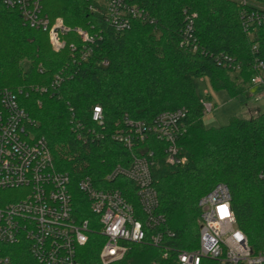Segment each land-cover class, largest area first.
<instances>
[{
    "label": "trees",
    "instance_id": "trees-1",
    "mask_svg": "<svg viewBox=\"0 0 264 264\" xmlns=\"http://www.w3.org/2000/svg\"><path fill=\"white\" fill-rule=\"evenodd\" d=\"M264 9V0H255ZM156 20L133 22L125 33L115 32L101 13L91 12L95 0H44L45 12L62 18L71 28H82L103 39L89 60L74 63L68 46L52 51L47 34L24 25L18 11L0 0V91L21 92L19 101L37 123L35 130L48 142L58 171L67 173L79 215L92 218L83 208L78 183L90 176L99 183L118 165L127 167L131 154L108 136L103 141L77 139L72 121L92 127L91 115L103 109L111 132L125 115L151 122L162 112L188 110L187 132L180 139L184 165L166 162L164 144L150 141L154 150L152 176L159 213L166 228L175 234V246L194 250L198 246L200 211L198 201L218 184L232 196V211L238 228L255 253H264V186L258 175L264 171V113L257 118H234L227 126L206 128L202 101L195 93V79L208 77L216 91L231 97L246 95L252 88L256 61L264 63V24L251 37L243 32L236 0H135ZM184 10L196 12L197 53L181 47ZM264 13V12H263ZM81 49L76 36L68 37ZM255 48V49H254ZM226 56L240 70L216 61ZM104 61L108 62L103 66ZM62 83L56 92V77ZM42 89L48 90L42 92ZM210 99L209 93L204 100ZM120 190L140 211L132 183L118 180L110 186ZM98 228L79 248L80 264H102L105 245ZM0 252L12 264H38L22 244L2 246ZM114 264H174L163 251L146 245H131L125 258Z\"/></svg>",
    "mask_w": 264,
    "mask_h": 264
},
{
    "label": "built area",
    "instance_id": "built-area-1",
    "mask_svg": "<svg viewBox=\"0 0 264 264\" xmlns=\"http://www.w3.org/2000/svg\"><path fill=\"white\" fill-rule=\"evenodd\" d=\"M1 1L19 12L24 25L47 34L53 52L60 53L69 44L74 63L89 60L94 47L103 39L101 33L92 35L82 28L68 27L62 18H52L45 12L44 0ZM95 1L90 11L99 10L104 22L117 33L130 30L133 22L156 23L135 0ZM236 2L243 32L251 37L264 24V9L255 0ZM183 17L181 47L197 53L198 14L184 10ZM70 36L80 40L81 49L68 41ZM216 61L240 70L229 57H217ZM102 65L107 66L108 62ZM254 70L251 86L260 87L264 98V63L256 61ZM61 83L62 78L57 76L50 90L56 92ZM20 94L8 89L0 91V247L23 244L38 264H80L78 250L98 228L106 240L100 253L102 264L122 261L131 245L160 249L163 258H172L174 264H264V253H255L238 228L231 192L224 184L216 185L198 201L197 248L181 250L175 246V234L166 228V217L159 213L160 201L152 176L155 153L150 141L155 139L164 144L169 165H184L187 158L182 155L180 139L187 132L186 108L162 112L151 122L125 115L111 132L99 106L93 109L92 127L72 121L79 141H103L109 136L131 154L127 167L116 166L101 182L95 183L90 176L79 181L78 190L85 201L83 208L88 207L92 215L83 219L72 193L70 176L57 170L47 140L36 134L37 123L20 104ZM202 106L204 115L214 110L208 100H203ZM258 179L264 186V171ZM118 180L132 183L140 211L120 190L109 187ZM0 264H12V260L0 252Z\"/></svg>",
    "mask_w": 264,
    "mask_h": 264
},
{
    "label": "rangeland",
    "instance_id": "rangeland-1",
    "mask_svg": "<svg viewBox=\"0 0 264 264\" xmlns=\"http://www.w3.org/2000/svg\"><path fill=\"white\" fill-rule=\"evenodd\" d=\"M194 86L196 96L201 101L209 93L208 102L214 107L213 112L205 114L202 118L206 128L227 126L234 118L251 119L264 113V98L261 97L260 87H252L247 90L246 95L233 98L227 91L214 90L208 77L195 79Z\"/></svg>",
    "mask_w": 264,
    "mask_h": 264
}]
</instances>
